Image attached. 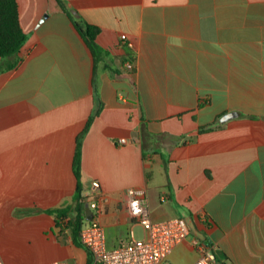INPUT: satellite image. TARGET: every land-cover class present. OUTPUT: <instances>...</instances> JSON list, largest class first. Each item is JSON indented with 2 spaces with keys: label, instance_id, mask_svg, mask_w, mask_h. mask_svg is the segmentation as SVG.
<instances>
[{
  "label": "crops",
  "instance_id": "1",
  "mask_svg": "<svg viewBox=\"0 0 264 264\" xmlns=\"http://www.w3.org/2000/svg\"><path fill=\"white\" fill-rule=\"evenodd\" d=\"M16 2L27 40L0 72V234L50 237L44 264H90L44 211L73 205L76 137L101 104L80 195L98 183L107 248L137 227L125 191L143 187L153 221L183 217L222 263L264 264V0H64L99 27L97 64L55 0ZM197 257L185 241L169 261Z\"/></svg>",
  "mask_w": 264,
  "mask_h": 264
},
{
  "label": "built area",
  "instance_id": "2",
  "mask_svg": "<svg viewBox=\"0 0 264 264\" xmlns=\"http://www.w3.org/2000/svg\"><path fill=\"white\" fill-rule=\"evenodd\" d=\"M120 139V143H124ZM82 203L88 206L92 219L80 229L78 239L90 253V264H171L169 255L179 244L188 241L198 253L193 264H225L218 260L214 247L207 241L191 235L188 221L183 217H173L153 221L150 217L146 189L131 187L125 191V203L133 226L141 230V238H136L133 228L126 238L116 246L107 248L105 231L99 221L103 210L100 201L103 196L97 182L82 196ZM0 264H4L0 257ZM46 264H71L68 260H56Z\"/></svg>",
  "mask_w": 264,
  "mask_h": 264
},
{
  "label": "trees",
  "instance_id": "3",
  "mask_svg": "<svg viewBox=\"0 0 264 264\" xmlns=\"http://www.w3.org/2000/svg\"><path fill=\"white\" fill-rule=\"evenodd\" d=\"M60 9L70 19L72 25L82 37L91 51L94 63L101 61L108 53L96 44V37L100 32L99 27L89 24L81 19H77L67 9L64 0H55ZM27 40L26 33L23 32L18 17V6L16 0H0V72L14 69L20 62L18 56L21 48ZM126 55L129 52L126 50ZM101 104L87 119L82 131L77 135L75 142V152L73 159V173L76 178V190L73 198V205H65L57 209H48L44 212L54 218V228L58 230L57 237L63 241H69L73 246L83 248L88 255V263L91 259L89 251L80 243L78 235L85 223L84 203H82L81 192V170L80 153L84 136L89 130L93 119L99 114ZM206 129H200V132ZM142 137L145 133L142 131ZM143 147V146H142Z\"/></svg>",
  "mask_w": 264,
  "mask_h": 264
},
{
  "label": "rangeland",
  "instance_id": "4",
  "mask_svg": "<svg viewBox=\"0 0 264 264\" xmlns=\"http://www.w3.org/2000/svg\"><path fill=\"white\" fill-rule=\"evenodd\" d=\"M135 237L141 238V230L139 227L134 229ZM14 231L8 230L0 234V249L5 259L14 261L15 264H44L51 259L57 258L58 252L52 250L51 245H55L49 237L47 243L40 242L42 248H38L40 243L31 241H22L14 237ZM53 244H52V243Z\"/></svg>",
  "mask_w": 264,
  "mask_h": 264
},
{
  "label": "water",
  "instance_id": "5",
  "mask_svg": "<svg viewBox=\"0 0 264 264\" xmlns=\"http://www.w3.org/2000/svg\"><path fill=\"white\" fill-rule=\"evenodd\" d=\"M236 116V113H227L225 114L221 119H220V122L221 123H224L232 118H234ZM84 215H85V219L87 221L91 220L92 219V213L91 211L89 210L88 206L85 205L84 207Z\"/></svg>",
  "mask_w": 264,
  "mask_h": 264
}]
</instances>
